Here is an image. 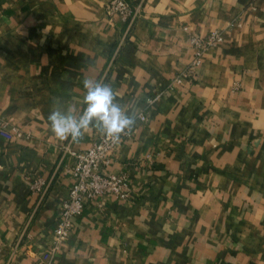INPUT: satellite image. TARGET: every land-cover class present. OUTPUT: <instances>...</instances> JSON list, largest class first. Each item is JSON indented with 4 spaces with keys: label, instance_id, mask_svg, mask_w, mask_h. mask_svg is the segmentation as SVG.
<instances>
[{
    "label": "crops",
    "instance_id": "1",
    "mask_svg": "<svg viewBox=\"0 0 264 264\" xmlns=\"http://www.w3.org/2000/svg\"><path fill=\"white\" fill-rule=\"evenodd\" d=\"M106 1L0 0V264H264V0H129L128 20ZM216 28L167 89L191 34ZM88 76L145 115L106 166L128 172L130 196L86 200L46 254L71 185L63 146L99 136L61 141L48 116L56 101L79 113Z\"/></svg>",
    "mask_w": 264,
    "mask_h": 264
},
{
    "label": "built area",
    "instance_id": "2",
    "mask_svg": "<svg viewBox=\"0 0 264 264\" xmlns=\"http://www.w3.org/2000/svg\"><path fill=\"white\" fill-rule=\"evenodd\" d=\"M104 9L108 18L119 17L128 20L139 13L140 4H134L129 0H107ZM190 40L193 47L191 58L185 68L171 78L167 89H174L177 84L182 82L184 75L192 76L200 64L205 50L221 42L223 35L221 30L216 28L205 35L191 34ZM138 116L145 119L143 112L138 113ZM7 122V119L0 116V132L6 130ZM16 132L20 134L19 130ZM131 134L132 131L122 137L119 144H112L99 135L87 148L73 149L68 145L63 146V151L71 158L70 163H63L71 185L55 220L51 242L45 249L46 254H52L61 242L67 240L74 228V217L83 212L86 200H98L108 194L119 199H127L130 196L128 172L126 170L110 171L106 166L120 146L131 137ZM48 185L47 180L37 177L30 188L39 196H43Z\"/></svg>",
    "mask_w": 264,
    "mask_h": 264
},
{
    "label": "clouds",
    "instance_id": "3",
    "mask_svg": "<svg viewBox=\"0 0 264 264\" xmlns=\"http://www.w3.org/2000/svg\"><path fill=\"white\" fill-rule=\"evenodd\" d=\"M82 83L84 107L77 113L73 107L65 110L56 101L48 116L51 132L61 141L79 142L89 131L95 130L108 142L119 144L141 117L121 106L109 83L95 76L85 77Z\"/></svg>",
    "mask_w": 264,
    "mask_h": 264
}]
</instances>
